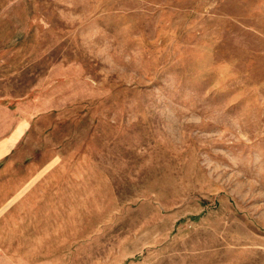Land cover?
Returning <instances> with one entry per match:
<instances>
[{
	"label": "rangeland",
	"instance_id": "obj_1",
	"mask_svg": "<svg viewBox=\"0 0 264 264\" xmlns=\"http://www.w3.org/2000/svg\"><path fill=\"white\" fill-rule=\"evenodd\" d=\"M37 168L83 215L0 264H264V0H0V200Z\"/></svg>",
	"mask_w": 264,
	"mask_h": 264
},
{
	"label": "crops",
	"instance_id": "obj_2",
	"mask_svg": "<svg viewBox=\"0 0 264 264\" xmlns=\"http://www.w3.org/2000/svg\"><path fill=\"white\" fill-rule=\"evenodd\" d=\"M42 170L37 168L25 177H19L13 182L16 187L10 188L9 195L0 200V221L4 226L1 231L16 232L18 228V240L26 242L15 245L17 248H30L25 240L44 241L40 234L46 226L60 229L61 225L69 223L67 218L76 223L75 218L83 215V178L67 169L58 177L48 176L51 171L48 175L41 174ZM31 232L36 233L35 238L24 236ZM7 247L0 244V249L10 248Z\"/></svg>",
	"mask_w": 264,
	"mask_h": 264
}]
</instances>
